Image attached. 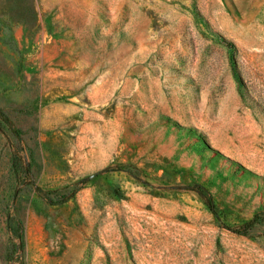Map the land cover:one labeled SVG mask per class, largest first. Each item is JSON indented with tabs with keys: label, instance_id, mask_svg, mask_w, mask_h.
I'll return each instance as SVG.
<instances>
[{
	"label": "rangeland",
	"instance_id": "374dc122",
	"mask_svg": "<svg viewBox=\"0 0 264 264\" xmlns=\"http://www.w3.org/2000/svg\"><path fill=\"white\" fill-rule=\"evenodd\" d=\"M0 264H264V0H0Z\"/></svg>",
	"mask_w": 264,
	"mask_h": 264
},
{
	"label": "trees",
	"instance_id": "16d2710c",
	"mask_svg": "<svg viewBox=\"0 0 264 264\" xmlns=\"http://www.w3.org/2000/svg\"><path fill=\"white\" fill-rule=\"evenodd\" d=\"M249 224H251V223H249ZM228 230H230L231 232H234V233H238L237 231H235V230H233V229H229V228H228Z\"/></svg>",
	"mask_w": 264,
	"mask_h": 264
}]
</instances>
